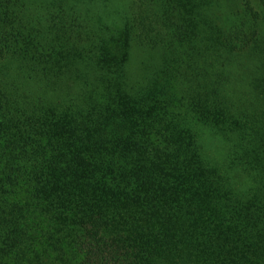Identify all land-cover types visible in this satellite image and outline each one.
Returning a JSON list of instances; mask_svg holds the SVG:
<instances>
[{
    "label": "trees",
    "instance_id": "16d2710c",
    "mask_svg": "<svg viewBox=\"0 0 264 264\" xmlns=\"http://www.w3.org/2000/svg\"><path fill=\"white\" fill-rule=\"evenodd\" d=\"M0 0V264H264V0Z\"/></svg>",
    "mask_w": 264,
    "mask_h": 264
},
{
    "label": "rangeland",
    "instance_id": "374dc122",
    "mask_svg": "<svg viewBox=\"0 0 264 264\" xmlns=\"http://www.w3.org/2000/svg\"><path fill=\"white\" fill-rule=\"evenodd\" d=\"M126 3H128V0H120V2L118 3L119 8H122L121 11L119 12L120 15H121V13L123 14V12H124V6H125Z\"/></svg>",
    "mask_w": 264,
    "mask_h": 264
}]
</instances>
